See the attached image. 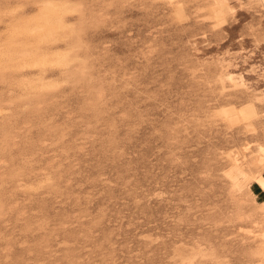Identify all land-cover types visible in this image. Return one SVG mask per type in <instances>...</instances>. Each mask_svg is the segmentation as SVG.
<instances>
[{"label": "rangeland", "instance_id": "1", "mask_svg": "<svg viewBox=\"0 0 264 264\" xmlns=\"http://www.w3.org/2000/svg\"><path fill=\"white\" fill-rule=\"evenodd\" d=\"M69 1L0 0V264H264L255 0Z\"/></svg>", "mask_w": 264, "mask_h": 264}, {"label": "bare ground", "instance_id": "2", "mask_svg": "<svg viewBox=\"0 0 264 264\" xmlns=\"http://www.w3.org/2000/svg\"><path fill=\"white\" fill-rule=\"evenodd\" d=\"M62 1H64L63 4L65 6L64 7L65 11H75V13H76V10L78 11V9H79V6L78 5H70L69 4L70 3L69 0H62ZM255 3L257 5V7L260 8L263 11V13H264V0H255ZM56 7H57V5H55L52 1H45L43 3V9H44V11H43V14H42V18L44 19L45 22H47V21L50 20L49 14H53V13L56 14V10H55ZM76 15L77 14L72 15V16L74 17ZM30 23H31V21H30ZM53 24L56 25V26H58V28L61 29V30H64V29L67 28V26H66L67 21H64L63 18L62 17H59V16L58 17H55ZM23 31L27 32L30 35H39V33L44 32L43 38L46 39V40L47 39L49 40V39H54L55 38L54 37L55 36V30H54V28H52L49 25L40 26V25L27 24V25H25L23 27ZM55 45H57V44H55ZM49 53H53V51L51 52V50L50 51L47 50L46 51V54H44V55H48ZM12 54H13V56H14L15 59L25 60V59H29L30 58L31 62H33V63H36L37 62V61H35L36 58H35V55H34L33 51L29 47H26V46H23L21 49H18L16 51L13 50ZM63 59H64L63 61H65V58H63ZM223 61H224V59H220L219 58V63H222ZM228 64H231V63H228ZM73 71L75 73H81V69L78 66H73ZM260 100L263 101V103H264V96ZM262 132H263L262 135H263V138H264V129L262 130ZM258 145H259V143H258ZM260 147H261V148H259L260 151L257 154L256 160L253 163V172H252L251 175H249L246 178V184H245V186L247 188V192L249 193V195L251 197L250 199H251L253 208L261 216V222H260V224H257L256 225V227H255L256 230H249V231H246L244 234L245 235H257L258 237H260L261 239H263V242H264V202H258V201H256L255 200V196L252 193L251 188H250L252 185H256L259 189L264 190V180L262 179V173L264 172V144L261 145ZM252 205H251V207H252ZM191 259H192L191 257H184L183 258V260L185 262H190Z\"/></svg>", "mask_w": 264, "mask_h": 264}, {"label": "crops", "instance_id": "3", "mask_svg": "<svg viewBox=\"0 0 264 264\" xmlns=\"http://www.w3.org/2000/svg\"><path fill=\"white\" fill-rule=\"evenodd\" d=\"M262 179L264 180V172L262 173ZM251 191L256 201L264 202V190L259 189L257 186H251Z\"/></svg>", "mask_w": 264, "mask_h": 264}]
</instances>
